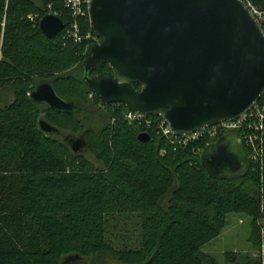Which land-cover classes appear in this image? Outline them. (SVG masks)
Masks as SVG:
<instances>
[{"label":"trees","instance_id":"1","mask_svg":"<svg viewBox=\"0 0 264 264\" xmlns=\"http://www.w3.org/2000/svg\"><path fill=\"white\" fill-rule=\"evenodd\" d=\"M251 1L264 8V0ZM49 14L67 27L72 21L61 0H0V264L104 258L121 264H219L203 247L222 234L230 214L252 219L250 242L259 250L264 161L243 179L217 180L202 165L204 150L217 140L175 148L149 131L151 141L140 142L146 129L124 120V105L117 110L91 97L84 61L95 44H76L65 32L48 40L40 19ZM78 21L83 34H95L89 17ZM110 71L100 64L91 75ZM42 80L79 103L85 118L34 103L30 94ZM259 104L264 107V97ZM41 119L64 133L84 134L87 152L74 154L63 140L44 134ZM116 212L140 215L137 243L117 249L108 242L109 217ZM226 261L264 264V258L242 262L235 252Z\"/></svg>","mask_w":264,"mask_h":264},{"label":"water","instance_id":"2","mask_svg":"<svg viewBox=\"0 0 264 264\" xmlns=\"http://www.w3.org/2000/svg\"><path fill=\"white\" fill-rule=\"evenodd\" d=\"M89 12L99 42L85 58L84 79L104 104L159 117L174 135L185 136L239 119L264 96V29L243 0H89ZM40 29L54 41L65 23L49 14ZM100 64L111 71L91 75ZM30 97L60 114L83 111L49 80ZM39 128L61 133L45 119ZM138 139L148 143L151 136ZM64 142L74 154L88 150L84 134H68ZM202 165L224 181L245 178L252 166L236 133L209 144Z\"/></svg>","mask_w":264,"mask_h":264},{"label":"built area","instance_id":"3","mask_svg":"<svg viewBox=\"0 0 264 264\" xmlns=\"http://www.w3.org/2000/svg\"><path fill=\"white\" fill-rule=\"evenodd\" d=\"M65 7L70 11L72 21L67 27L65 23V38L73 40L76 44L87 42L88 45H94L99 42L96 34L89 32L86 35L82 33L78 19L89 17V0H61ZM254 16L259 20L264 29V8L256 6L251 0H243ZM51 9V6L49 7ZM56 15V14H55ZM58 16V15H56ZM59 17V16H58ZM39 17H31L33 22H36ZM42 19H40L41 22ZM91 22V21H90ZM264 97V96H263ZM262 97V98H263ZM260 102V101H259ZM259 102L245 115L232 122H225L208 129L198 131L185 136H176L168 123L155 116H147L140 113H132L126 107L122 116L129 124H136L149 131L156 132L159 137H163L175 148L186 149L191 145L206 140H218L229 133H236L243 140L245 147L249 153L251 160V168L257 170V165L263 164L264 161V107ZM112 106L120 110L122 104H112ZM105 107V106H104ZM103 107V108H104ZM208 146V145H207ZM162 155L166 153L162 150ZM262 166V165H261ZM264 258V245H263Z\"/></svg>","mask_w":264,"mask_h":264},{"label":"rangeland","instance_id":"4","mask_svg":"<svg viewBox=\"0 0 264 264\" xmlns=\"http://www.w3.org/2000/svg\"><path fill=\"white\" fill-rule=\"evenodd\" d=\"M84 35H86V33ZM73 72L77 77H82V71L76 69ZM43 108L44 107H42V109ZM84 116V114H80L81 119L85 118ZM93 119L94 116L89 117V120ZM65 134L68 135L71 134V132L65 131ZM52 136H54V138L56 137V135ZM57 138L59 137L57 136ZM141 225V218L138 213H114L109 217V223L107 225L108 242L117 249L122 246L126 247L130 244L137 243L141 236ZM251 233L252 219L250 217L243 214H230L227 218V224L222 234L217 239L205 245L203 247V252L214 257L219 264H227L226 254L231 252L237 253L242 262L250 257L263 260V246L257 250V248L251 244ZM73 263L121 264L109 260L108 258H104L102 261L95 263L86 260L82 263L79 260H76L73 261Z\"/></svg>","mask_w":264,"mask_h":264},{"label":"flooded vegetation","instance_id":"5","mask_svg":"<svg viewBox=\"0 0 264 264\" xmlns=\"http://www.w3.org/2000/svg\"><path fill=\"white\" fill-rule=\"evenodd\" d=\"M94 96V94L92 93V95H91V97H93ZM61 131V130H60ZM48 136H52V135H48ZM59 137L61 140H63L64 141V138L67 136V134H65L63 131H61V133L59 134V135H56V137ZM52 137H54V136H52Z\"/></svg>","mask_w":264,"mask_h":264}]
</instances>
